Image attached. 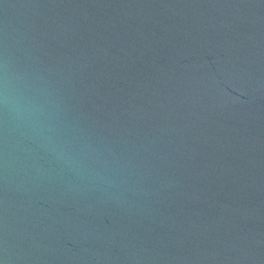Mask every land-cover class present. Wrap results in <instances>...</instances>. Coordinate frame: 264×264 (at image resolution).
<instances>
[{
	"label": "water",
	"instance_id": "water-1",
	"mask_svg": "<svg viewBox=\"0 0 264 264\" xmlns=\"http://www.w3.org/2000/svg\"><path fill=\"white\" fill-rule=\"evenodd\" d=\"M0 264H264V0H0Z\"/></svg>",
	"mask_w": 264,
	"mask_h": 264
}]
</instances>
